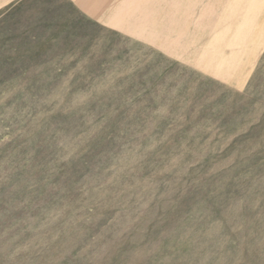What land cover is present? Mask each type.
I'll list each match as a JSON object with an SVG mask.
<instances>
[{
    "label": "rangeland",
    "instance_id": "374dc122",
    "mask_svg": "<svg viewBox=\"0 0 264 264\" xmlns=\"http://www.w3.org/2000/svg\"><path fill=\"white\" fill-rule=\"evenodd\" d=\"M141 1L0 8V264H264V0Z\"/></svg>",
    "mask_w": 264,
    "mask_h": 264
},
{
    "label": "crops",
    "instance_id": "0c3cea01",
    "mask_svg": "<svg viewBox=\"0 0 264 264\" xmlns=\"http://www.w3.org/2000/svg\"><path fill=\"white\" fill-rule=\"evenodd\" d=\"M65 3L71 12L78 14L89 22H98L107 29L125 30L128 28L127 21L120 15L133 13L141 0H0V8L11 6L17 9L23 5H41L46 19L59 20L61 5ZM152 2V1H151ZM128 4V6H126ZM151 4V3H150ZM121 5V6H120ZM139 9V8H138ZM137 9V10H138ZM138 18L137 20H140ZM113 22V24H111Z\"/></svg>",
    "mask_w": 264,
    "mask_h": 264
}]
</instances>
